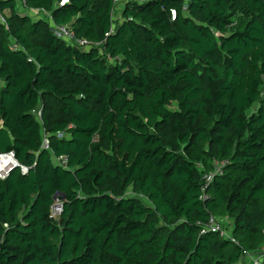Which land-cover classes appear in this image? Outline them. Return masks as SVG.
<instances>
[{
  "label": "trees",
  "instance_id": "16d2710c",
  "mask_svg": "<svg viewBox=\"0 0 264 264\" xmlns=\"http://www.w3.org/2000/svg\"><path fill=\"white\" fill-rule=\"evenodd\" d=\"M61 1L26 0L51 15L35 22L0 1V153L29 169L0 180V264L259 255L264 0H146L127 3L121 19L113 0ZM54 26L100 46L67 43ZM56 195L61 213L50 218ZM210 217L234 242L202 233Z\"/></svg>",
  "mask_w": 264,
  "mask_h": 264
},
{
  "label": "built area",
  "instance_id": "2783aa9c",
  "mask_svg": "<svg viewBox=\"0 0 264 264\" xmlns=\"http://www.w3.org/2000/svg\"><path fill=\"white\" fill-rule=\"evenodd\" d=\"M2 1V0H0ZM18 7V10H21L25 13H32V14H36L39 15L41 18H45V20L47 21H51V15L50 13H47L43 10H39V11H29L26 5V0H13ZM68 0H62L59 3V6H63L65 4H67ZM131 2H135V3H144L146 2V0H113V4H114V9L112 11L113 14V19H114V15L116 14V18L115 19H121V10L122 8L127 4V3H131ZM6 14V12L2 13L0 12V23H2L3 25H5V17L4 15ZM117 14H119V16H117ZM53 33L55 34V36L59 39H62L64 41H66L67 43L70 44H76L79 47H84L87 50L92 49V47H99L100 44L99 43H92L89 42L85 39H80V38H76L74 36L73 31L71 30V28L66 27V26H54L53 27ZM109 34H106L105 36L107 37ZM111 62L115 61L116 59H109ZM40 112L41 110L38 109L36 112V117L39 120L40 119ZM57 138L58 139H62L64 137V133H57ZM48 137L45 133H43V139H42V148L44 150H49V145H48ZM54 162L57 165L66 166V158L65 157H60V158H56L54 159ZM224 164L223 163H216L215 164V169L212 173L207 174L205 177V183L203 185V187L201 188V196H200V200L202 202L206 201L209 199V196H207L206 194V189L208 187V185L214 180V178H216V176L218 174H221L222 172V166ZM18 168L20 170V173L22 175H26L29 171V169L25 166L20 165L13 152H6V153H0V180H5L9 173ZM56 203L54 204L53 208H52V213L50 218H55L57 217L60 213H61V208L62 206H55ZM205 231L211 232V233H220V235L222 236V238L224 239H230L232 242H234V240L230 237V233L226 232L225 228H224V221L221 220H217L214 217H210L207 227L205 230L202 231V233H204ZM263 235H264V230H263ZM262 255H264V247L260 250L259 255H248L247 254V258H250L251 260V264H262Z\"/></svg>",
  "mask_w": 264,
  "mask_h": 264
},
{
  "label": "rangeland",
  "instance_id": "374dc122",
  "mask_svg": "<svg viewBox=\"0 0 264 264\" xmlns=\"http://www.w3.org/2000/svg\"><path fill=\"white\" fill-rule=\"evenodd\" d=\"M19 11V14H21V15H28V17L31 19V21H38V20H41V17L39 16V15H36V14H32V13H25V12H23V11H21V10H18ZM5 15H8V12H6V14ZM117 16H119V14H117ZM116 18V14L114 15V19ZM142 200L144 201V202H146V200H145V198H142Z\"/></svg>",
  "mask_w": 264,
  "mask_h": 264
},
{
  "label": "water",
  "instance_id": "95a60500",
  "mask_svg": "<svg viewBox=\"0 0 264 264\" xmlns=\"http://www.w3.org/2000/svg\"><path fill=\"white\" fill-rule=\"evenodd\" d=\"M54 200H55V203H56V205L55 206H59V205H61L62 206V200H63V197L62 196H60V195H56L55 197H54Z\"/></svg>",
  "mask_w": 264,
  "mask_h": 264
},
{
  "label": "crops",
  "instance_id": "0c3cea01",
  "mask_svg": "<svg viewBox=\"0 0 264 264\" xmlns=\"http://www.w3.org/2000/svg\"><path fill=\"white\" fill-rule=\"evenodd\" d=\"M241 264H251V260L250 258H244L242 261H241Z\"/></svg>",
  "mask_w": 264,
  "mask_h": 264
}]
</instances>
